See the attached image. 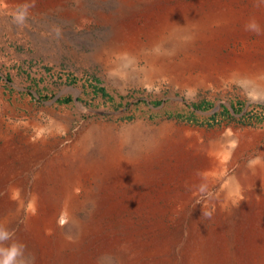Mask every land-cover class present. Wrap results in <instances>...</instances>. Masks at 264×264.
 I'll use <instances>...</instances> for the list:
<instances>
[{
  "label": "rangeland",
  "instance_id": "obj_1",
  "mask_svg": "<svg viewBox=\"0 0 264 264\" xmlns=\"http://www.w3.org/2000/svg\"><path fill=\"white\" fill-rule=\"evenodd\" d=\"M136 1L139 13L135 27L140 29L139 35L132 38V30L127 29L132 41L123 40L113 47L103 48L101 42L108 44L106 37L113 27L107 24L106 17L110 15V4L114 0L98 6L86 4L83 8L75 2L69 3L66 8L68 15L61 12L51 15L46 7L36 10L24 1L0 0V146L9 140L12 147L19 151L18 155L39 153L29 160L30 165L20 156L15 159L17 168L23 171L20 182L10 183L4 188L8 195L6 193L1 197L5 203L0 208V226L12 232L24 225L30 213L36 212L33 199L40 190L33 186V182L38 171L44 173L52 161L66 160L68 173L72 175L82 166L102 161L106 149L136 153L139 146L144 145L152 148L154 153V148L166 144L165 139L158 137L166 130L178 143L186 136L197 138L203 143L201 148L208 147L212 152L207 159L201 154V160L211 162L216 159L221 161V165L217 170L211 165H204L203 174L201 170H187V178L180 185L177 181L172 185L170 198H161L156 194L157 190H153L149 200L161 204L166 200H179L178 205L183 210L178 215L201 216L200 224L207 230L218 225L221 230L242 232L250 228L247 224L250 220L254 231H263L264 180L259 184L253 178L249 186H235L232 193L230 186L234 179L242 178L249 168L252 169L256 161L264 160V127L253 128L234 120L220 127L204 128L181 123L172 114L195 111L189 106L202 95L216 99L212 110L195 111L204 118L217 114L225 106L233 112L231 102L239 99L247 104L245 112L253 106H264V65L260 70L251 66L247 71L231 69L222 73L219 68L223 63L220 62L219 68L213 69L212 74L195 69L192 75L199 79L191 85L180 80L175 73L167 72L171 71L170 67L164 68V73L159 69V73L150 74L146 72L147 57H165L164 62L172 64L185 60H208L215 56L206 51L204 44L209 40L206 37L211 30L227 24L219 15L227 11V7L226 2L220 6L212 4V0H163L154 5L152 3L156 0ZM196 1L215 8L216 14L194 15L179 22L169 20L171 17L167 13L164 15V9L158 14L161 6L173 7ZM246 6L255 7L247 0H240L236 9ZM148 9L156 11L158 16L146 19L144 14L151 12ZM171 23H175L174 29ZM262 24L252 29L245 38L230 37L222 44L218 56L234 59L248 51L263 52L264 22ZM182 31L188 33L183 34ZM171 33L174 34L172 37ZM202 33L207 36L203 37ZM131 47L138 49L140 61L126 66L123 56ZM84 76L99 79L101 86L117 99L120 106L116 108L108 104L103 96L94 95L93 88L82 80ZM69 78L79 80L70 84L67 81ZM65 97H71L73 101L61 103L60 100ZM105 101L107 104H104ZM241 116L236 115L237 118ZM154 140H159L156 145ZM186 147H190L189 143ZM67 151L69 153H65ZM190 151L196 153L195 148H190ZM72 152L75 158L69 156ZM207 169H210L209 173ZM204 176L207 180L202 179ZM98 178L96 175L92 182L95 191L99 190ZM70 188L69 196L68 193L54 195L53 186L41 191L51 203L63 205L78 197L83 199L87 184L80 181L71 184ZM178 193L180 195L176 196ZM251 193L260 196L257 206L248 221H240L235 210L242 201L253 199ZM92 201L86 199L84 205L78 208L76 215L79 220H91L94 212ZM194 202L201 205L199 212H192ZM230 203L235 206L233 209ZM168 223L173 226L170 220ZM60 224L64 234L78 240L80 230L77 222L64 221L61 216ZM22 259L25 264H36L38 256L26 248ZM97 259L101 264H121L120 259L111 254H98Z\"/></svg>",
  "mask_w": 264,
  "mask_h": 264
},
{
  "label": "bare ground",
  "instance_id": "obj_2",
  "mask_svg": "<svg viewBox=\"0 0 264 264\" xmlns=\"http://www.w3.org/2000/svg\"><path fill=\"white\" fill-rule=\"evenodd\" d=\"M16 1H24L35 7L36 10L46 7L50 14L61 12L62 15H68L69 11L66 8L69 3L75 2L78 7L83 8L86 4L90 6L91 3H94L98 6L110 0ZM162 1L156 0L152 5ZM171 1L168 0V2ZM217 1L212 0L211 2L220 6L226 2L227 11H223L219 15L227 24L211 30L208 36L206 33H202L203 37L209 38L204 44L206 51L215 54V56L208 60L199 59L193 62L185 60L172 64L165 63L164 60L167 59L165 57L162 59L147 57L146 72L153 74L159 69L163 72L164 68L170 67L171 71L167 72L175 73L176 77L191 85L199 79L198 76L192 75L195 69L212 74L219 68L220 62L223 63L219 68L221 72L231 69H236L238 72L247 71L251 66L260 70L261 65H264V51H248L234 59H223L218 55H220L222 44L226 43L230 37L245 38L256 26L263 25L264 0H247L255 7L246 6L240 9H236L240 0ZM136 3V0H114L110 4L111 12L110 15H107L106 22L112 24L113 27L106 37L108 44L101 42V47H113L117 42L123 40L130 42L132 38L139 35L140 29L135 27L136 17L139 13ZM161 9L165 10L164 15L167 13L171 17L169 20L173 22H179L180 19L185 18L190 19L194 15L212 16L216 14L214 13L215 8L205 6L199 1L173 7L161 6L159 10ZM151 10L148 9V11ZM160 12L162 10L158 14ZM144 15L148 20L158 16L156 11L146 12ZM173 24L175 23H171L172 29H174ZM127 29L128 31L132 30L131 39ZM182 33L187 34L188 31H182ZM173 35L171 33V37ZM139 54L138 49L131 47L126 55H122V61L126 66L128 64L136 65L140 61ZM259 85L263 84L259 83ZM160 135L158 137L165 139L166 144L162 147L158 145V148H154V153L151 152L152 148L148 149L144 145L139 146L136 153L125 154L119 149H106V155L102 161L82 166L72 175L68 173L66 160L52 161L45 170L43 169L44 173L40 172L41 170L38 171L33 182V186L40 190L33 199L36 212L29 214L24 225H17L18 227L12 231L14 233L12 239L20 242L23 249H31L37 254L36 264H101L97 259L98 254L101 253L116 256L120 259L121 264H264V229L260 232L254 231L249 220L250 213L257 206L259 195L251 193L253 199L242 201L235 210L238 220H249L247 224L250 228L242 232L221 230L218 225L208 230L204 229L200 224L201 216L178 215L183 210V207L178 205L179 200H166L163 204L149 200L153 190H157L156 194L161 198H170L172 185L176 184V181L180 185L187 178L185 174L187 170H201L202 172L204 165L205 167L211 165L215 169H220L221 165V161L216 159L211 162L201 160V154L207 159L212 152L208 147L201 148L203 143L197 138L186 136L178 143L175 138L170 137L171 133L166 130H163ZM158 141H155V145ZM187 143L190 146L188 148L186 147ZM190 148H195L196 153L192 154ZM17 152L19 151L12 147L9 140H5L4 146H0V208L5 203L1 200V197L7 193L4 188L10 183L20 182L23 170L17 168L15 159L20 156L25 163H29V160H33L34 155L39 154L25 151L26 154L18 155ZM69 156L75 158V153L72 152V155ZM96 175L99 177L98 191H95L92 185ZM241 177L233 180L234 183L230 186L231 193L235 191L236 187L249 186V181L253 178L261 183L264 180V160L256 161L253 168H249ZM202 179L207 180L205 176ZM80 181L87 184V191L83 199L78 197L62 205L51 203L43 197L41 190L47 186H53L54 195L68 193L69 196L71 194L70 185ZM205 187L207 188V185ZM86 199L94 201L93 217L87 222L79 220L76 215L78 208L84 205ZM232 204L230 203L229 206H232L233 209L235 206ZM200 206L199 203L194 202L192 212H199ZM61 216L64 221L78 223L80 230L78 240L64 234L60 224ZM168 220L173 226L169 225ZM192 245L196 247L192 249Z\"/></svg>",
  "mask_w": 264,
  "mask_h": 264
},
{
  "label": "trees",
  "instance_id": "obj_3",
  "mask_svg": "<svg viewBox=\"0 0 264 264\" xmlns=\"http://www.w3.org/2000/svg\"><path fill=\"white\" fill-rule=\"evenodd\" d=\"M79 79L69 78L67 81L70 84H76ZM85 81L86 85H89L93 88V94L96 96H103L104 100L108 101V104L113 105L118 108L120 106L117 103V99L113 96H110L106 88L101 86V81L97 78H91L89 76H84L82 78ZM42 99H44L43 94L40 93ZM61 103H71L73 99L71 97H65L60 100ZM104 104H107L105 101ZM232 110L229 107H223L222 111L218 112L215 115L209 117H201L195 113V111H210L216 105V99L209 95H202L197 102H193L189 108H193L195 111H192L190 114L183 113H174L172 116L176 117L181 123H186L193 126L204 127V128H216L223 126L226 122H232L234 120L240 121L241 125H246L249 127H264V106L258 105L253 106L248 111L245 112L247 104L244 100L232 101ZM242 116L237 118L236 115Z\"/></svg>",
  "mask_w": 264,
  "mask_h": 264
},
{
  "label": "clouds",
  "instance_id": "obj_4",
  "mask_svg": "<svg viewBox=\"0 0 264 264\" xmlns=\"http://www.w3.org/2000/svg\"><path fill=\"white\" fill-rule=\"evenodd\" d=\"M13 235L7 228L0 226V264H25L22 259L23 245L13 240Z\"/></svg>",
  "mask_w": 264,
  "mask_h": 264
}]
</instances>
